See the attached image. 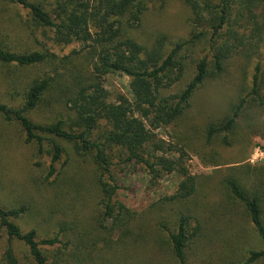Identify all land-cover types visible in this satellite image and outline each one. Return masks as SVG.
<instances>
[{
    "label": "trees",
    "instance_id": "1",
    "mask_svg": "<svg viewBox=\"0 0 264 264\" xmlns=\"http://www.w3.org/2000/svg\"><path fill=\"white\" fill-rule=\"evenodd\" d=\"M168 1L0 0V6L8 2L25 10L36 28L51 34L43 36L55 47H81L66 55L52 53L43 46L15 49L9 47L0 30L4 93L10 100L20 98L15 107L0 102V118L16 125L25 146L49 159L42 186L51 189L54 196L69 195V205L73 200L77 202L82 193L81 200L93 192L100 209L92 220L73 219L68 224L63 217L51 238H40L36 227L25 228L22 221L32 213L29 204L8 205L0 200L2 264H19V246L28 253L31 264H96L95 255L104 260L106 254H118L146 243L161 247L155 235L152 238L151 221L163 217L167 207L189 205L187 214L178 215L173 231L165 228L167 238L162 243L174 264H188V249L194 252L214 240L216 230L212 225L207 227L205 202L209 191H218L217 188L224 197L242 206L256 236L264 242V182L258 170H248L251 166L247 165L246 170L231 169L226 176H192L185 166L183 149L177 153L153 133L185 115L195 94L225 72L229 57L243 46L244 40L232 29L229 0L217 5L204 0H181L190 11L187 39L167 47L163 34L151 40L143 38L138 30L149 6L157 5L162 10ZM243 1L252 5L255 0ZM27 29L30 31V27ZM208 34V54L196 63L193 77L180 93L162 96L161 91L177 84L185 73L180 53ZM22 71L29 75L23 78ZM114 75L129 79L131 100L124 95L111 99L104 82ZM263 106L264 79L256 66L248 91L236 97L220 122L205 127L203 148L198 150L203 165L218 167L211 156V162H204L209 156L207 146L221 136L227 144L240 117L249 109ZM76 158L86 159V168L93 169L89 185L81 191L70 174ZM130 165L140 166L150 177V185L163 176L177 175L180 182L175 193L143 212L131 211L119 200L122 188L112 175L115 167L123 172ZM31 181L39 187L35 179ZM207 185L210 187L203 194ZM199 192L201 203L196 200ZM220 198L217 205L225 210L224 198ZM259 261H264V249L249 252L245 264Z\"/></svg>",
    "mask_w": 264,
    "mask_h": 264
},
{
    "label": "rangeland",
    "instance_id": "2",
    "mask_svg": "<svg viewBox=\"0 0 264 264\" xmlns=\"http://www.w3.org/2000/svg\"><path fill=\"white\" fill-rule=\"evenodd\" d=\"M47 1L53 2L54 0ZM204 1L217 5L221 0ZM229 3L232 8V29L244 36L243 46L229 57L225 72L219 78L207 82L205 87L195 94L191 107L179 121L167 128L153 130V133L174 147L177 153L179 149H183L186 153L184 163L192 176H226L231 169H238L240 172L246 170L244 168L249 165L251 167L248 170L253 171V168L258 170L264 182V106L262 109H249L240 117L233 133L227 138V144L222 141L223 136H221L207 146L209 156L204 162H211V158H214L218 167L204 166L198 157V150L203 148L202 143L205 141V127L210 123L220 122L227 115L228 108L231 103H234L236 97L248 91L256 66L260 68L264 79V0H255L252 5L243 0H229ZM2 4L0 6V30L6 35L4 39L8 41L9 47L26 49L43 46L58 55H66L74 49L81 48L78 44L65 49L55 47L43 36L44 34L51 37V34L41 28H36L25 10L8 2ZM248 10L251 13H248ZM189 18L190 11L181 0L168 1L162 10L158 9L157 5H150L138 32L143 38H149V40L155 35L163 34L167 38L168 47L178 40L187 39L191 31L188 25ZM29 27L30 31L27 29ZM209 40L210 35L208 34L194 47H189L180 53L185 61V73L177 84L161 91L162 96H170L182 91L193 77L198 60L208 54ZM1 68L2 66H0V74H2ZM26 73L20 72L23 78L29 75ZM128 83V78L114 75L105 79L104 87L111 99L124 95L131 100ZM0 102L11 107L20 104V98L10 100L5 96L1 77ZM15 126L0 118L1 202L8 205L13 202L29 204L32 207V213L22 221L26 225L25 228L36 227L40 238H51L57 231L56 226L63 222V217L67 218L69 224L73 219L85 221L86 219L92 220V216H97L100 209L96 206L93 192L81 200L84 196L82 193L83 195L77 199V202L73 200L69 205V195L54 196L51 189L41 185V182H44L49 159L46 156H37L33 148L25 146L18 132L19 129ZM73 161L76 163L71 166V178L80 184L81 189L79 190L81 191L89 185L93 169L86 168L87 164L83 162L86 159L76 158ZM78 172L83 175H79ZM112 175L122 188L119 192V200L128 209L136 212H143L159 200L173 195L180 182L177 175L171 174L163 176L150 185V177L144 170L140 166L132 165L123 169V172L120 167H115ZM31 179H35L39 187L33 184ZM210 185L202 189L203 194L207 193ZM262 186L264 188V184ZM217 189L218 191L214 189L209 191L207 203L205 202L207 227L212 225L216 230V234H213L214 240L212 243H205L203 248L194 252L188 249V264H245L249 252L264 249V242L256 236L254 229L246 219L242 206L224 197L220 189ZM220 195L224 198L225 210H221L217 205L221 199ZM196 200L198 203L202 202L200 192ZM188 208L191 207L189 205L167 207L164 209L167 211L162 213L163 217L156 219L155 222L151 221L152 238L155 235L161 247L154 248V245L146 243L143 246L127 248L123 252L119 251L118 254H106L104 260L97 258L96 255L93 259L96 264H174L171 255L167 253L169 251L166 245L162 244L167 238L165 228L173 231L178 215L181 212L187 214L185 210ZM230 218L232 219L231 225L229 224ZM192 226L191 221L190 227ZM87 227L93 231L92 227L89 225ZM151 242L154 244V241L151 240ZM19 248L16 249L19 264H31L28 253L20 246ZM2 253L3 243L1 242L0 264H2ZM254 264H264V261Z\"/></svg>",
    "mask_w": 264,
    "mask_h": 264
}]
</instances>
